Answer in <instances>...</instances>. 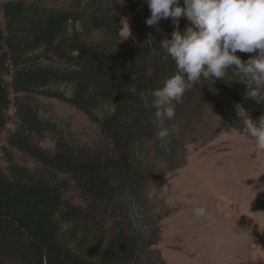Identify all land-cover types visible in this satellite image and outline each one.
<instances>
[{"label": "trees", "instance_id": "16d2710c", "mask_svg": "<svg viewBox=\"0 0 264 264\" xmlns=\"http://www.w3.org/2000/svg\"><path fill=\"white\" fill-rule=\"evenodd\" d=\"M141 3L0 0V264H167L153 251L162 218L150 193L168 170L144 164L147 144L157 162L176 168L207 110L242 133L237 106L254 121L264 114L245 83L201 79L172 102L161 143L156 110L140 94L150 105V93L176 72L161 47L176 25L169 18L148 26ZM128 12L135 16L125 42ZM190 26L179 19L181 32ZM50 101L82 113L94 134L45 117ZM104 107L110 112L101 116Z\"/></svg>", "mask_w": 264, "mask_h": 264}, {"label": "rangeland", "instance_id": "374dc122", "mask_svg": "<svg viewBox=\"0 0 264 264\" xmlns=\"http://www.w3.org/2000/svg\"><path fill=\"white\" fill-rule=\"evenodd\" d=\"M145 7L142 0L139 12ZM134 16H125V42ZM47 110L45 117L69 120L88 136L96 131L91 120L65 103L50 101ZM109 112L110 107H104L98 113ZM147 145L144 164L168 170L162 187L150 193L162 218L153 251L167 264H264V152L255 140L228 127L215 110H207L194 120L178 167L167 169L157 162ZM43 146H51L49 137ZM197 207H205L211 218L197 217Z\"/></svg>", "mask_w": 264, "mask_h": 264}, {"label": "clouds", "instance_id": "9594fccd", "mask_svg": "<svg viewBox=\"0 0 264 264\" xmlns=\"http://www.w3.org/2000/svg\"><path fill=\"white\" fill-rule=\"evenodd\" d=\"M150 17L148 26L171 18L176 25L171 39L165 37L161 47L174 61L176 72L163 81V86L150 93H141L145 106L154 108L156 136L166 144L169 131L166 119L175 115L173 101L179 102L184 93L201 79L222 80L231 77L245 83L247 95L256 103H264V0H146ZM190 21L184 32L179 19ZM238 53H257L246 61ZM135 94V86L130 88ZM237 106L239 125L255 140L256 148L264 152V114L253 120ZM197 217H208L205 207L195 209Z\"/></svg>", "mask_w": 264, "mask_h": 264}]
</instances>
